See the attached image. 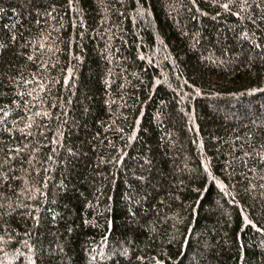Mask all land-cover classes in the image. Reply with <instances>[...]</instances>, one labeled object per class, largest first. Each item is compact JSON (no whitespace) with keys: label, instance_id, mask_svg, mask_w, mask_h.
Instances as JSON below:
<instances>
[{"label":"trees","instance_id":"16d2710c","mask_svg":"<svg viewBox=\"0 0 264 264\" xmlns=\"http://www.w3.org/2000/svg\"><path fill=\"white\" fill-rule=\"evenodd\" d=\"M0 264H264V0H0Z\"/></svg>","mask_w":264,"mask_h":264}]
</instances>
